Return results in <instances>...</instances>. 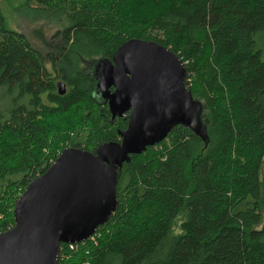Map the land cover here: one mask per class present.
Segmentation results:
<instances>
[{
  "label": "trees",
  "instance_id": "obj_1",
  "mask_svg": "<svg viewBox=\"0 0 264 264\" xmlns=\"http://www.w3.org/2000/svg\"><path fill=\"white\" fill-rule=\"evenodd\" d=\"M25 8L62 26L55 37L65 59L47 62L0 6V232L64 149L120 141L127 117L111 121L86 61L112 60L139 39L182 60L201 126L175 127L130 156L118 171L115 212L85 243L61 245L58 264H264V53L256 42L264 0H25ZM180 216L182 234L170 237Z\"/></svg>",
  "mask_w": 264,
  "mask_h": 264
},
{
  "label": "water",
  "instance_id": "obj_2",
  "mask_svg": "<svg viewBox=\"0 0 264 264\" xmlns=\"http://www.w3.org/2000/svg\"><path fill=\"white\" fill-rule=\"evenodd\" d=\"M93 64L96 92L111 121L126 116L127 128L119 142L94 152L64 149L28 185L15 202L14 226L0 232V264H58L61 245L85 243L111 218L118 206V171L130 156L158 145L175 127L201 126L203 106L186 86L182 60L166 47L132 39L112 60ZM66 88L57 83L60 95Z\"/></svg>",
  "mask_w": 264,
  "mask_h": 264
},
{
  "label": "rangeland",
  "instance_id": "obj_3",
  "mask_svg": "<svg viewBox=\"0 0 264 264\" xmlns=\"http://www.w3.org/2000/svg\"><path fill=\"white\" fill-rule=\"evenodd\" d=\"M0 6L8 26L12 30L25 35L32 47L41 51L44 57H46L47 52L50 51H54L53 53L55 56L61 57V55H63L64 49L58 52V47H64V42H62L59 37H55L57 32L61 31L62 26L59 23L42 17H35L26 10L25 0H0ZM256 42L264 53V32L257 34ZM63 59H65L64 55ZM90 62H92V64L94 63L93 60H90ZM72 63H75V60H73ZM82 67H84V65H82ZM60 81L61 80H58L57 82ZM183 220V217L180 216L175 221L170 237L182 234L180 226Z\"/></svg>",
  "mask_w": 264,
  "mask_h": 264
},
{
  "label": "flooded vegetation",
  "instance_id": "obj_4",
  "mask_svg": "<svg viewBox=\"0 0 264 264\" xmlns=\"http://www.w3.org/2000/svg\"><path fill=\"white\" fill-rule=\"evenodd\" d=\"M60 38V37H59ZM61 39V38H60ZM62 42H63V40H61ZM35 49V48H34ZM58 52L60 51V50H63L64 49V47H58ZM37 52H40L41 54H42V52L41 51H38V50H36ZM54 51H50V52H47V55H46V57H45V59H46V61L47 62H49V63H53L52 62V60L55 62V63H61V62H63V55H61V57L60 56H55L54 55V53H53ZM57 52V51H56ZM43 55V54H42ZM97 64V63H96ZM96 64H92V62H90V61H86V65L89 67V72H92V74L94 75V68H95V65ZM112 91H114V89H112ZM100 97L102 98V96L100 95ZM103 99V98H102ZM104 100V99H103Z\"/></svg>",
  "mask_w": 264,
  "mask_h": 264
},
{
  "label": "built area",
  "instance_id": "obj_5",
  "mask_svg": "<svg viewBox=\"0 0 264 264\" xmlns=\"http://www.w3.org/2000/svg\"><path fill=\"white\" fill-rule=\"evenodd\" d=\"M71 250L75 249L78 245H68Z\"/></svg>",
  "mask_w": 264,
  "mask_h": 264
}]
</instances>
